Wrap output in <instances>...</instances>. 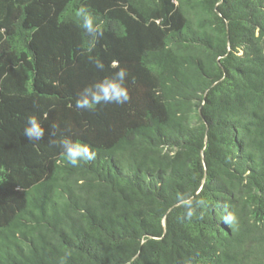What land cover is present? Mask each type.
<instances>
[{
  "label": "trees",
  "instance_id": "16d2710c",
  "mask_svg": "<svg viewBox=\"0 0 264 264\" xmlns=\"http://www.w3.org/2000/svg\"><path fill=\"white\" fill-rule=\"evenodd\" d=\"M114 60L129 101L77 109ZM61 260L264 264V0H0V264Z\"/></svg>",
  "mask_w": 264,
  "mask_h": 264
},
{
  "label": "clouds",
  "instance_id": "9594fccd",
  "mask_svg": "<svg viewBox=\"0 0 264 264\" xmlns=\"http://www.w3.org/2000/svg\"><path fill=\"white\" fill-rule=\"evenodd\" d=\"M76 17L81 19L79 27L96 38L87 48V52L91 53L95 47L97 39L103 36L101 24L97 23V17L85 8H80L76 12ZM89 60L94 61L96 68L104 70L105 65L99 58L89 56ZM111 67L113 69H118L112 76L106 77L83 89V92L80 93L76 99L75 107L77 109L95 111L98 105L112 103L122 105L129 101V92L125 86L126 77L129 75L127 69L119 67V62L115 60L112 61ZM23 135L29 141L42 140L44 136V128L41 126L37 116L31 115L27 117L26 125L23 129ZM53 143L58 144L62 149V155L65 157L67 163L73 167H79L84 163L95 160L96 158V152L89 144L74 142L68 137H63L59 141H53ZM182 203L185 212L179 217L181 221L187 220L190 222L194 217L203 219L202 209L207 207L205 199L201 198L195 200V205L191 199L183 200ZM199 205H203V207L200 208L201 211L198 215L196 209ZM222 219L228 226H232L236 221V216L234 213L228 212L222 217ZM60 264H64V261L61 260Z\"/></svg>",
  "mask_w": 264,
  "mask_h": 264
}]
</instances>
